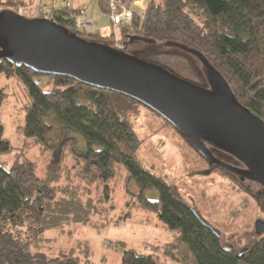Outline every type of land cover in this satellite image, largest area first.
<instances>
[{
	"label": "trees",
	"instance_id": "obj_1",
	"mask_svg": "<svg viewBox=\"0 0 264 264\" xmlns=\"http://www.w3.org/2000/svg\"><path fill=\"white\" fill-rule=\"evenodd\" d=\"M121 1L127 6L133 2ZM28 3L0 0V10L11 9L26 16ZM98 6L105 14L110 11L109 0H98ZM74 11L58 8L52 19L88 40L111 45L119 40L127 47L137 41L128 42L127 38L141 36L155 48L142 50L140 57L207 86L198 58L167 44H185L200 51L226 78L237 99L264 121V0H147L146 9L133 14L118 35L86 29L79 32ZM0 72L15 75L27 89L29 100L21 127L25 145L39 146L41 153L51 155L42 175L37 173L38 164L21 153H14L7 167L1 157L13 152L14 146L4 137L0 121V264H94L93 250L86 240L55 247L58 240L50 231L70 239L75 225L103 226L113 191L110 181L122 166L127 171L125 185L131 181L137 185L133 198L136 209L155 213L174 233L171 241L147 243L148 252L124 250L121 264H264V234L255 237L245 254L237 255L224 246L222 236L217 237L197 220L191 212L193 203L173 183L144 167L137 155L143 140L134 125L147 106L68 75L36 73L23 64L17 67L3 60ZM43 76L50 79V89L37 82ZM6 95L0 86V107ZM71 132L84 137L82 152L76 150ZM65 151L70 152L73 164L65 163ZM212 171L235 182L233 187L249 184L215 165ZM150 191L158 193L156 200L147 198ZM257 196L259 216L264 220V190Z\"/></svg>",
	"mask_w": 264,
	"mask_h": 264
},
{
	"label": "water",
	"instance_id": "obj_2",
	"mask_svg": "<svg viewBox=\"0 0 264 264\" xmlns=\"http://www.w3.org/2000/svg\"><path fill=\"white\" fill-rule=\"evenodd\" d=\"M173 45L198 58L207 86L129 53L125 44L118 48L88 40L45 16L0 10V62L23 64L42 75H68L86 85L133 97L178 130L210 168L215 164L264 189V121L237 99L226 78L200 51ZM213 148L240 165L218 159ZM210 173L211 169L203 170L204 175ZM191 211L202 225L221 236L199 211L193 207ZM254 228L258 235L264 234V220L258 218Z\"/></svg>",
	"mask_w": 264,
	"mask_h": 264
},
{
	"label": "rangeland",
	"instance_id": "obj_3",
	"mask_svg": "<svg viewBox=\"0 0 264 264\" xmlns=\"http://www.w3.org/2000/svg\"><path fill=\"white\" fill-rule=\"evenodd\" d=\"M133 2L134 6H132ZM133 2L130 4L132 8L140 6L145 10L147 7V0H133ZM33 14H36L35 11H26L28 17H33ZM110 27L113 29L112 25ZM167 46L175 45L167 44ZM152 48H155L154 43L140 39L129 43L126 50L140 56L142 50H152ZM38 80L43 89L52 87L48 77L43 76ZM0 86H3L7 93L0 107V121L4 125V137L14 146L13 152L3 155L1 159L9 167L15 157L14 153H21L22 157L26 156L38 164L37 173L42 175L51 155L48 152L41 153L39 146L27 147L26 136L21 128L25 123L24 106L29 100L27 89L18 77L7 76L3 72H0ZM134 126L138 137L143 140L137 155L144 167L173 183L182 196L193 203L205 219L220 230L223 243L227 242L229 245L233 243L236 250L249 246L255 239L252 237L253 225L260 218L256 200L245 195L242 187H233L235 182L218 171L204 175L203 170L210 168L204 159L195 153L182 135L171 126L165 125L163 118L150 109L143 107ZM70 134L76 140V150L82 152L85 149L84 137L80 133ZM65 152V163L73 164L70 152ZM217 156L233 165L226 153H217ZM117 171L114 180L110 181L113 191L103 215L104 225L100 227L75 225L72 227L73 234L70 239L62 233L50 231V234L58 240L55 247L58 245L69 247L78 240H86L93 250L91 260L94 264H121V255L128 248L148 252L145 250L147 243L160 244L171 241L174 231H170L166 224L158 220L155 213L136 209L133 198L138 190L137 185L134 181L125 185L123 181L127 172L125 167L122 166ZM247 181L249 180L245 179L242 182ZM258 186L251 181L247 184V187H251L257 194L260 188ZM157 197L156 191L147 193V198L150 200H156ZM161 264L176 263L162 261Z\"/></svg>",
	"mask_w": 264,
	"mask_h": 264
},
{
	"label": "crops",
	"instance_id": "obj_4",
	"mask_svg": "<svg viewBox=\"0 0 264 264\" xmlns=\"http://www.w3.org/2000/svg\"><path fill=\"white\" fill-rule=\"evenodd\" d=\"M29 5L27 11L34 12L32 16H51L54 10L62 7H68V9H75L77 11L83 10L84 18L90 23V27L87 30L93 33H99L101 35H107L114 32L110 27V21L107 20V13H103L98 6V0H28ZM135 2V1H134ZM134 2L132 6H134ZM138 12H142L143 9L135 7ZM106 19V20H105Z\"/></svg>",
	"mask_w": 264,
	"mask_h": 264
},
{
	"label": "built area",
	"instance_id": "obj_5",
	"mask_svg": "<svg viewBox=\"0 0 264 264\" xmlns=\"http://www.w3.org/2000/svg\"><path fill=\"white\" fill-rule=\"evenodd\" d=\"M110 11L107 13V18H109L110 24L112 25L114 32L118 35L121 29V26L127 24L133 18V14L138 13L136 9L132 8L130 5H126L121 0H109ZM83 10L74 11L72 17L76 20V30L79 32L85 31L90 27V23L84 18ZM49 19L51 16H45ZM119 41V40H118ZM118 48L123 47L124 44L119 42L115 44ZM108 246V245H107Z\"/></svg>",
	"mask_w": 264,
	"mask_h": 264
},
{
	"label": "flooded vegetation",
	"instance_id": "obj_6",
	"mask_svg": "<svg viewBox=\"0 0 264 264\" xmlns=\"http://www.w3.org/2000/svg\"><path fill=\"white\" fill-rule=\"evenodd\" d=\"M211 149V148H210ZM212 153H213V155L214 156H216L218 159H220V160H224V159H222L221 157H219V156H217V154L214 152V151H212ZM207 165H208V163H207ZM213 165H215V164H213ZM212 165V166H213ZM209 169H211V171H212V168H209ZM258 187H260V188H258V193H260V191H263L264 189L261 187V186H258ZM253 189L251 188V187H244V188H242V192H244V194L246 195L247 194V196H249V197H251V198H253V199H257L258 198V196H257V193H255L254 191H252ZM259 199V198H258ZM193 208H195L197 211H199L196 207H194V206H192ZM192 212V211H191ZM200 213H201V211H199ZM202 214V213H201ZM212 224V223H211ZM255 225V224H254ZM254 225H253V236L252 237H258L259 235H262V234H257V232L255 231V228H254ZM214 226V225H213ZM223 243V242H222ZM224 244V246L225 247H227V249H229V250H232V251H234L235 253H237V255H243V254H245V252L248 250V247L249 246H244V247H242V248H238L237 250H236V248L234 247V245H233V243H231L230 245L231 246H229V244L226 242V243H223ZM229 246V247H228ZM242 249H244V251H243V254H241L240 253V250H242Z\"/></svg>",
	"mask_w": 264,
	"mask_h": 264
}]
</instances>
